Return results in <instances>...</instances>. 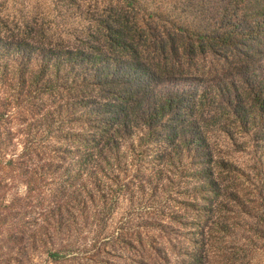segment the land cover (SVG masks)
<instances>
[{"label": "rangeland", "instance_id": "obj_1", "mask_svg": "<svg viewBox=\"0 0 264 264\" xmlns=\"http://www.w3.org/2000/svg\"><path fill=\"white\" fill-rule=\"evenodd\" d=\"M189 1L0 0V39L22 46L0 51V264H264V123L223 114L204 154L137 127L100 156L116 133L93 118L99 92L50 60L102 46L111 10L193 30L264 20V0Z\"/></svg>", "mask_w": 264, "mask_h": 264}, {"label": "trees", "instance_id": "obj_2", "mask_svg": "<svg viewBox=\"0 0 264 264\" xmlns=\"http://www.w3.org/2000/svg\"><path fill=\"white\" fill-rule=\"evenodd\" d=\"M123 1L135 10V0ZM121 11L111 10L100 21L102 46L92 44L50 59L68 74L80 69L74 83L99 92L92 103L93 118L104 117L103 127L111 126L116 133L103 139L100 156L137 127L147 136L166 135L167 143L180 140L183 147L193 143L204 154L207 137L202 127L220 121L223 114L251 126L264 123V64L257 60L263 54L264 20L233 22L218 12L219 20L193 30L130 21ZM231 17L240 16L235 12ZM2 50L22 54L21 45L0 39ZM200 61L210 64L203 74L194 71ZM84 135L81 141L89 148L94 134Z\"/></svg>", "mask_w": 264, "mask_h": 264}]
</instances>
